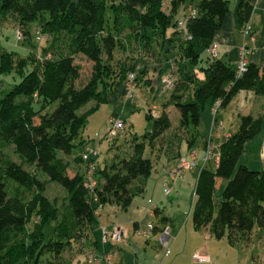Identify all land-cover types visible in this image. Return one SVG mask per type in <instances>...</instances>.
Wrapping results in <instances>:
<instances>
[{"label": "trees", "instance_id": "trees-1", "mask_svg": "<svg viewBox=\"0 0 264 264\" xmlns=\"http://www.w3.org/2000/svg\"><path fill=\"white\" fill-rule=\"evenodd\" d=\"M184 1L0 0V16L16 22V31L20 28L30 36L36 27L45 35L38 40L40 44L50 38L38 48L30 40L32 49L4 47L1 55L0 264H64V252L85 228L90 242L98 244L91 233L94 236L99 208L106 204L128 206L139 189L134 182L152 173L153 160L144 152L147 141L154 146L171 127L167 111L155 117L152 108H147L148 117L154 118L153 128L142 138L136 135L125 156L102 160L99 152L87 159L88 141L80 136L88 115L107 100V94L125 91L131 71H136L134 85L151 83V76L144 80L145 52L153 54L159 45L162 54L175 49L177 67L173 73L177 80L169 102L181 112L179 126L189 149L197 143L208 98L220 99L224 107L244 89L264 95V65L250 62L239 74L235 62L210 53L203 57L201 52L222 27L229 1L199 0L192 7L197 14L179 29L176 17ZM256 1H239L241 22L252 16ZM108 9L112 12L109 20ZM171 26L177 36L167 38ZM186 32L193 37L187 38ZM167 44L170 47L166 49ZM123 51L131 57H117ZM78 53L93 61L84 84L79 83L82 66L76 62ZM203 60L206 64H201ZM197 68L205 73L204 78L196 75ZM187 70L189 76L184 73ZM13 72L20 80L2 88L3 76ZM92 100L94 104L82 111ZM50 105L53 110L43 112ZM262 122L263 115L241 114L239 128L219 144L217 164L211 159L201 166L192 209L197 228H210L216 236L227 234L236 241L240 236L250 238L257 221L264 224V168L253 169L240 162L247 142L260 132ZM9 145L16 158L4 154ZM76 149L73 157H67ZM92 162L95 168L90 171ZM82 165L86 169H81ZM72 167L77 170L70 175ZM91 175L96 181L93 187L88 184ZM220 180L225 185L215 210ZM50 181L66 189L61 206L46 192ZM50 219L56 224L46 239L44 228ZM83 262L78 259L74 264Z\"/></svg>", "mask_w": 264, "mask_h": 264}, {"label": "crops", "instance_id": "crops-1", "mask_svg": "<svg viewBox=\"0 0 264 264\" xmlns=\"http://www.w3.org/2000/svg\"><path fill=\"white\" fill-rule=\"evenodd\" d=\"M190 1L192 0H186L181 3L180 10L176 17L177 19L191 11L193 3ZM228 1L229 11L224 18L222 27L216 32L214 37V40L219 44L218 55L236 63L240 57L241 47L246 43L250 49L247 55L248 62H254L259 66H263L264 0L256 1L254 11L250 17L253 23V30L249 35H244L242 31L244 21L241 22L238 14V3L240 0ZM175 31L176 28L174 26L169 27L166 32L167 38L173 35L176 37L177 34ZM159 48L161 52L159 53L160 59L158 58V61H153L152 58L149 60L147 56L142 60L144 67L147 68V71L144 73L145 81L147 78H150L153 72L159 71L161 73L169 63L172 64V70L176 68L177 62L173 58L165 60L164 54L163 57L161 55V45H159ZM205 50V55H208L210 53L209 50L207 48H205ZM167 53L172 52L170 51ZM205 55H203V57ZM201 64H206V60H203ZM196 73L201 79L205 76V73L199 68H197ZM166 75L162 78L163 84ZM152 81L151 83L144 81L143 83L135 82V85L137 86L141 83L144 85H152ZM135 85L133 90L136 87ZM121 92L122 94H116V97L121 98L124 104L128 103L130 99L134 97H127L126 94L123 95V93H125L124 90ZM116 97L114 95V98L117 100ZM235 97L237 98L240 115L244 111H249L247 113H251L255 116L263 115L260 132L253 139L248 141L247 144H252L253 151L258 153L257 157L264 165V96L255 93L253 89H244ZM208 100H212V105L215 107L216 100L209 98ZM169 101L163 110H159L160 113L165 110L170 115L169 109L171 106H175V104ZM112 117H115V115L109 117L108 124ZM214 120L215 116L211 122V129ZM218 123L221 124L223 128L225 127V120L221 119ZM176 127L179 129V133L170 134L172 124L165 132L161 154H159L156 159H153L152 173L134 182V185H138L139 189L131 203L121 208H115L113 204H106L99 208V214L93 227L94 236L91 233L93 238L97 237L98 244L91 242L90 245L93 248L92 252L99 254L104 249L116 250L117 254L114 258L115 264H203L194 258V253L196 251L207 252L211 255V261L206 264H264V256L260 258L259 254H236V247L233 245L235 241L231 240L227 234L219 237L216 236L210 228H197L194 222L190 223L189 221H185L180 224L177 222V216L180 215L182 211L187 214V218L192 214L193 204L190 209H186L187 207L184 206V199L187 200L191 197L194 198L195 201L197 178L200 168L203 165V157L205 154V142L201 145L196 143L192 149H189L187 139L185 138L183 129L179 126V122ZM223 131V129L220 132L217 131L216 136L219 139H214L217 149H219L220 142L233 132L228 131L224 135ZM99 135L100 134H98V136ZM87 141L88 146L95 147L91 139H87ZM101 141L102 137L99 139L98 145L95 148L100 150L99 158L102 159ZM182 155L188 157L195 156L198 159L199 165L192 169L183 170L175 182H170V171L178 166ZM218 159V157L213 158L212 163L216 165ZM220 182L222 187L224 181L220 180ZM158 183L160 189L157 188ZM167 184L172 186V191L170 193L165 191ZM156 189H158V191ZM168 195H170V197H168ZM168 200L173 202H169ZM155 215L163 217V222L158 224ZM149 222H153L155 228L151 235L147 237L141 230L146 228ZM116 226H121L125 229L127 233L125 239L119 243L113 241L104 243L101 239L102 228L107 227L108 229H113ZM165 226L171 228L168 252L161 241ZM96 227H98V232ZM78 259L84 260L83 264L86 263V258L82 255H78L76 258L70 259L73 261L71 264H74ZM70 260L67 259L64 264H69Z\"/></svg>", "mask_w": 264, "mask_h": 264}, {"label": "rangeland", "instance_id": "rangeland-1", "mask_svg": "<svg viewBox=\"0 0 264 264\" xmlns=\"http://www.w3.org/2000/svg\"><path fill=\"white\" fill-rule=\"evenodd\" d=\"M199 0H192L193 7L196 6V2ZM191 6V7H192ZM262 6V4H261ZM110 15H112L111 9H108L107 17L108 20L110 18ZM17 23L13 22V20H3V18L0 16V60L1 55L4 47H7L8 49H21V50H27L32 49V45H30L29 40L37 44V48L39 45H45L49 42H44V40L40 42L35 38V30L36 27H33L32 34L29 36L28 34H24L23 30L20 28L17 29ZM36 28V29H35ZM21 32L20 37H18L19 33ZM29 36L30 38H26ZM19 39V40H18ZM58 44V42H57ZM166 49L169 47V45H165ZM53 52V51H51ZM172 53L165 52L164 58L167 59H174L175 56V49L171 51ZM201 52L203 55L206 54L205 48L201 47ZM147 58L153 61H158L160 48L157 46V51L153 54L145 52ZM48 55H50V52H48ZM163 57V54H161ZM121 60L125 57H131L129 53L126 51L119 52L118 56ZM76 62L81 64V76L79 78V83L84 84L88 78L91 75L92 68H93V61L88 59L84 54L78 53L75 56ZM144 57L142 58V60ZM139 60V59H138ZM180 60V59H179ZM182 61V60H180ZM185 63L181 65V67L184 68ZM177 67V64H176ZM172 64H168L166 68L162 70L160 73L159 71L153 72L151 74V77L153 79L152 85H144L139 84L135 85L134 88V97L130 99L128 103L123 102L121 98L116 97L117 95L122 94V90L113 91L109 94H107V100L93 112H91L88 115L87 123L85 127L82 129L80 136H83L86 139H91V141L94 142V146L97 147L99 139L102 137V160L104 159H113L115 155L119 154L121 156L126 155V151L129 149L130 144L138 135V138H142V134L146 131L152 130L153 128V122L154 118L148 117L147 115V108L151 107L152 109H155L157 107L158 110H163L167 105V102L170 100L171 93H172V87H166L165 84H163V76L168 74L170 72H174L172 69ZM186 76H189L188 70L184 72ZM16 73H11L3 76V82L1 84V87H8L10 86V82H17L20 80V77L17 78L13 77ZM174 74V73H173ZM175 79L177 80V76H175ZM126 90V89H125ZM117 98V100L114 98ZM125 95V93H123ZM264 96V95H262ZM211 99V98H209ZM237 98L234 97L231 102L224 107H220L216 113H214V107L212 100H206L204 107L202 109L201 114V121L198 129V139L197 143L200 145L203 144L208 139V137L211 134V122L215 116L216 122H219V120L223 119L225 120V127L222 129L223 134L225 135L228 131H236L241 122V115H240V109H238L237 105ZM94 104V101L88 102L81 110H85L87 108H90ZM54 108L53 105H50L46 109L43 110V112L46 111H52ZM249 110V109H248ZM160 112V111H159ZM170 116L172 119V128L170 131V134L179 133V129L176 127L178 122L180 123L181 118V112L179 108L175 105L173 107L171 106L169 109ZM249 111H244L243 113H247ZM242 113V114H243ZM111 115H115V118H121L125 121V128L121 129L120 132L116 136H110L109 135V124L108 119ZM215 132V133H214ZM212 134V138L217 140L219 139L217 135V130H214ZM100 134L98 136V134ZM214 136V137H213ZM223 138V136H222ZM168 139V137H167ZM141 140V139H139ZM162 143H164V140L161 138L157 139L154 146H151L150 143L146 144L144 155L147 157H151L152 160L156 159L159 154H161V148ZM91 145V144H90ZM78 149L75 150V152L72 153V155H68L67 157H73L75 153H77ZM4 154L9 155L13 158H16V154L13 150L12 145L7 146L4 148ZM258 153L256 151H253L252 144H247L245 151L242 153L240 157V162L247 164L250 168L258 169L263 168V163L260 162V159L257 157ZM81 169H86L85 166H80ZM79 167V168H80ZM77 170L76 167H72L69 169L70 175H73L75 171ZM47 178V175L44 176ZM225 181L222 187H218L216 189V195H215V202H216V209L218 210L219 202L222 198V190L224 188ZM157 188L160 189V185L158 183ZM158 189H156L158 191ZM47 194L52 198L56 199L57 203L61 206L63 205L65 201L66 196V189L59 184L57 181H50L47 190ZM170 197V195H168ZM169 202H173L168 200ZM192 204H194V198H189L187 200L184 199V206H186V209H190ZM155 219H157V223H162L163 217H158L155 215ZM177 222L179 224L181 222L189 221L190 223H193V212L190 214L189 218H187V214L184 213V211L181 212L180 215L177 216ZM33 223V220L29 224L31 226ZM56 224V220L50 219L46 225H45V236L46 239H49L52 236L54 227ZM183 224V223H182ZM96 230L98 232V227H96ZM84 233L83 235L79 236L78 239H76L73 242V245L71 248H68L64 254V259H73L76 258L78 255H85L86 253L92 251L90 238L88 237V229H82L81 231ZM227 236V235H226ZM228 240V239H227ZM236 247V254H247V253H254L259 254L260 258L264 256V224H260L258 221L255 223V226L251 232L250 238H244L243 236H240L236 239L235 243H233ZM240 250V251H239ZM238 251V252H237ZM243 255V256H244ZM191 264V263H189Z\"/></svg>", "mask_w": 264, "mask_h": 264}, {"label": "built area", "instance_id": "built-area-1", "mask_svg": "<svg viewBox=\"0 0 264 264\" xmlns=\"http://www.w3.org/2000/svg\"><path fill=\"white\" fill-rule=\"evenodd\" d=\"M196 14H197V9L192 8L189 13L178 18V28L183 29L186 25L187 18L192 17ZM252 30H253V23H252L251 18H249V19L244 21V23L242 25V31H243L244 35H249V34H251ZM18 35H19L18 37H20L21 32ZM35 36H36L37 40H42L45 35L40 29H37L35 31ZM186 36H187V38L193 37V35L191 33H188V32H186ZM218 46H219L218 42L214 40L213 43L208 47V50H209L211 55H213V56L218 55ZM249 52H250L249 47L247 46L246 43H244L241 47L240 57L236 61L237 71L239 74L242 73L248 66L249 62H248L247 55ZM135 77H136V71H131L129 73V80L127 83L128 87L125 90V94L127 97L134 96L133 86H134ZM164 84L166 87H173L175 85V77H174V74L172 72H169L164 77ZM220 107H221V100L217 99L215 101L214 113H216ZM152 114L155 117L159 116L160 112L157 109V107L155 109H152ZM124 128H125V121L123 119L112 117L109 120V131L108 132H109L110 136H113V137L116 136L120 132V130L124 129ZM214 130H217L218 132H220L222 130V125L219 124L218 122H216V120H214V122H213L211 134L208 137L206 144H205V154L203 157V164L207 163L208 161H210L213 158H217V157L219 158V150L217 149V145H216L214 139L212 138V134H213ZM99 152H100L99 149L89 146L87 148V151H85V153H84V157L88 159L91 156L97 155ZM198 165H199V162L195 156L188 157L186 155H182L180 157V161H179L178 166L170 171V182H175L177 177L179 175H181L183 170L192 169ZM94 168H95V166H94V163L92 162L91 167H90V171L94 170ZM91 177H92V175L89 178L90 180H89L88 184H89V186L93 187L95 185L96 181L94 180V178H91ZM165 191L167 193H170L172 191V186L167 184ZM113 207L118 208V206L115 204H113ZM154 228H155L154 223L149 222L148 226L146 228H144L143 230H141V232L143 234H145L147 237H149L151 235V233L153 232ZM170 230H171V228L169 226H165L164 230H163V236L161 239L162 244L167 249V252L169 251V240L171 237ZM126 235H127V233H126L125 229H123L121 226H116L113 229H108L107 227H103L101 239L104 243L111 242V241H113L115 243H119L123 239H125ZM116 254H117L116 250L114 251V250L104 249L99 254L91 251L87 255L85 264H115L114 258H115ZM194 258L198 262L203 263V264H206V263L211 261V255L209 253L203 252V251H196L194 253Z\"/></svg>", "mask_w": 264, "mask_h": 264}]
</instances>
